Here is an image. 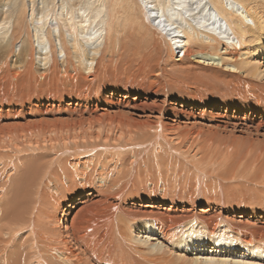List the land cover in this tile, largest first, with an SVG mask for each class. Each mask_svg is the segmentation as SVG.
<instances>
[{"label": "bare ground", "instance_id": "bare-ground-1", "mask_svg": "<svg viewBox=\"0 0 264 264\" xmlns=\"http://www.w3.org/2000/svg\"><path fill=\"white\" fill-rule=\"evenodd\" d=\"M132 30L176 100L99 80ZM9 74L0 264H264V0H0Z\"/></svg>", "mask_w": 264, "mask_h": 264}, {"label": "rangeland", "instance_id": "rangeland-1", "mask_svg": "<svg viewBox=\"0 0 264 264\" xmlns=\"http://www.w3.org/2000/svg\"><path fill=\"white\" fill-rule=\"evenodd\" d=\"M156 24L158 23L156 22ZM125 30L126 29L124 27L121 28V31H125ZM131 32H135V35L131 39L127 37V33L125 34L122 33L119 39L113 40V42H116L117 40L115 50L112 49L113 44H112V47L109 45L105 46L103 54L101 56V60L103 61V64H104V69H105L104 72L111 74L112 80L109 78L108 75L107 76L98 75L99 80L112 82L113 85L111 87H114V86L118 88L119 87H127V88L130 87L131 89L136 90L138 87H142V86L146 88V86L150 83V78H154L156 76L158 77V94H157L158 99L160 98V100H164L167 97L168 101L176 100L179 97V94H181L179 92V89L176 86L177 84L176 82L180 81L181 84H186V85H192V83H195L194 81L193 82L191 81L193 77L191 73L180 71L182 67H178V70L182 73L181 74L180 72H177V71L175 72V70L172 69L173 67L169 65L171 62L162 63V59L157 54V47L155 46L156 43L153 38H149L146 34L143 35L142 32L139 33L137 30H132ZM17 49L18 48H16L15 50L17 51ZM34 51L36 52L35 47H34ZM56 53H57L58 58L60 59L61 55L58 52V50L56 51ZM34 61L36 62V66H37L38 65L37 61L35 59ZM144 62H146L149 65L146 67L145 73L141 74L142 72L140 70V67L144 66ZM154 66L155 68H153ZM160 66L163 68V71L160 68ZM60 67L63 70L64 68L63 65L60 64ZM182 69H186V68L183 67ZM155 70H156V73L158 71V74L154 73ZM10 77H12V75L10 76V74L7 75V78L4 76H1L0 95L7 94L9 97L13 99V96H10L8 94L9 92L14 91V88H13L14 85L10 84V81L11 83L13 82L15 83V87L17 86L16 88H18V85L20 86V83L16 79H12L13 77L12 78ZM58 77H60L63 80L61 75H58ZM205 77L206 76L204 74H201L199 76L200 78L199 80L201 83H203L204 85L203 87L207 88L208 81ZM68 80L71 81L72 79H68ZM88 81H85V83H90V82H93L94 80L91 79ZM90 88H91V92L89 93L93 94L97 89V85H94L93 87H90ZM212 90L213 89H211V91ZM34 93L35 95H39L38 90H36ZM54 93L59 94L60 92H54ZM48 95L50 94L47 92L41 94V96H44V97H47ZM219 95L221 94H217L216 97ZM119 148L122 149V147H119ZM98 152H100V149H97V153ZM185 158L188 160H191L186 155H185ZM4 162H6V160L3 162H1L0 160V168L4 169L5 166H7L8 168L7 162L6 164H3ZM214 170L215 169L213 167V168H210L206 172L208 175H210L209 177H211V175L215 173L213 172ZM241 173L242 172H239V173L237 172V174H241ZM201 207H206V205L202 204L201 206H199V208ZM204 245L206 247H210V243L208 241H206ZM173 260H175V257L173 258Z\"/></svg>", "mask_w": 264, "mask_h": 264}]
</instances>
